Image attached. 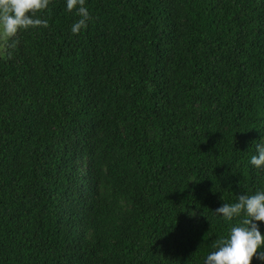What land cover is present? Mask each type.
<instances>
[{"label": "trees", "instance_id": "1", "mask_svg": "<svg viewBox=\"0 0 264 264\" xmlns=\"http://www.w3.org/2000/svg\"><path fill=\"white\" fill-rule=\"evenodd\" d=\"M84 6L3 42L0 264H203L264 190V0Z\"/></svg>", "mask_w": 264, "mask_h": 264}, {"label": "clouds", "instance_id": "2", "mask_svg": "<svg viewBox=\"0 0 264 264\" xmlns=\"http://www.w3.org/2000/svg\"><path fill=\"white\" fill-rule=\"evenodd\" d=\"M49 0H0V36L13 37L19 30L45 25L36 13L48 7ZM66 9H76L79 19L70 28L77 34L90 19L84 0H65ZM251 166L264 169V137L255 142V153L249 158ZM224 220L243 214L240 224L231 226L229 234L217 249L204 257L203 264H251L253 257L264 261V235L260 224L264 222V190L240 194L234 203H222L214 211Z\"/></svg>", "mask_w": 264, "mask_h": 264}, {"label": "rangeland", "instance_id": "3", "mask_svg": "<svg viewBox=\"0 0 264 264\" xmlns=\"http://www.w3.org/2000/svg\"><path fill=\"white\" fill-rule=\"evenodd\" d=\"M7 37L0 36V55L3 52V42L6 40Z\"/></svg>", "mask_w": 264, "mask_h": 264}]
</instances>
